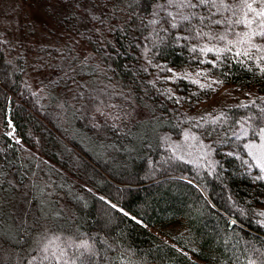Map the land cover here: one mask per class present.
<instances>
[{"label":"trees","instance_id":"trees-1","mask_svg":"<svg viewBox=\"0 0 264 264\" xmlns=\"http://www.w3.org/2000/svg\"><path fill=\"white\" fill-rule=\"evenodd\" d=\"M158 1L92 0L86 61L70 42L37 51L48 100L0 35V121L19 138L0 134V264H264V173L247 149L264 133V38L241 42L264 18L236 24L240 0L151 16ZM222 85L253 95L198 113ZM131 107L147 117L108 118ZM186 129L214 163L165 144ZM172 225V242L150 229Z\"/></svg>","mask_w":264,"mask_h":264},{"label":"rangeland","instance_id":"rangeland-1","mask_svg":"<svg viewBox=\"0 0 264 264\" xmlns=\"http://www.w3.org/2000/svg\"><path fill=\"white\" fill-rule=\"evenodd\" d=\"M184 2L185 0H159L152 7L151 16L162 10L179 14ZM102 11L103 8L95 5L92 0H0V35L9 48L8 51L10 50L9 58L12 56V59H16L18 56L24 59L25 82L33 90L43 91L45 100H48L46 95L51 91L50 87H45L44 73L36 58L38 49L48 51L55 48L63 51L70 42L78 51L79 57L86 61L85 58L91 52L77 40L76 32L79 28L86 27L88 20L100 16ZM252 95L251 89L222 85L215 89L210 98L197 106V111L202 114L217 112L227 105L245 102ZM145 117L146 112L135 107L125 108L116 115L108 116L117 122L140 121ZM7 118L5 122L0 121V134L5 133L17 142L19 138ZM162 138L180 157L206 164L214 163L209 150L210 145L191 129H186L178 138L170 137L168 134H163ZM23 147L28 153H34L36 156L40 154L29 145L25 144ZM247 149L255 166L264 173V133L260 134L258 140L249 142ZM150 229L168 242H172L170 237L172 234L177 235L179 232L175 225L164 228L166 232L169 231L168 235L154 228Z\"/></svg>","mask_w":264,"mask_h":264},{"label":"snow or ice","instance_id":"snow-or-ice-1","mask_svg":"<svg viewBox=\"0 0 264 264\" xmlns=\"http://www.w3.org/2000/svg\"><path fill=\"white\" fill-rule=\"evenodd\" d=\"M185 2L187 3V5L189 7H196L195 4L191 3V0H185ZM255 2H256V0H251V2H249V0H240V3L242 5L246 6L247 11L243 13V17L241 19L235 21L236 24H244L246 27H250L251 24L253 23V21L248 19V13H255V15L257 17L264 18V9L257 11V9L253 7V4ZM199 3L200 4L211 3L213 6H216L217 0H199ZM261 3H264V0H261ZM219 5L224 7L225 9L231 7V5H227L225 3V0H219ZM217 10L219 11L220 8L218 7ZM184 19H188V17H184ZM216 23H221V21H216ZM261 23H264V20H262ZM243 35L245 37H248V40L247 41H241V42H248L251 44L252 38L257 36V35L264 38V30H260L259 32H252L251 35H249V33L246 32ZM223 38L224 37H221V39H223ZM252 46H255V45H252ZM207 51H212V49H207Z\"/></svg>","mask_w":264,"mask_h":264}]
</instances>
